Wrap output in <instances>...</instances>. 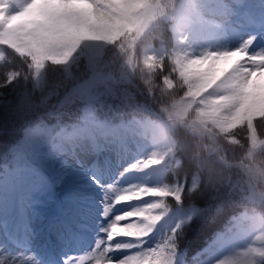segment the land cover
<instances>
[{"label": "trees", "instance_id": "obj_1", "mask_svg": "<svg viewBox=\"0 0 264 264\" xmlns=\"http://www.w3.org/2000/svg\"><path fill=\"white\" fill-rule=\"evenodd\" d=\"M192 3L209 4L207 0H175L166 20L140 42L135 52L137 81L159 96L176 92L190 99L192 114L230 146L246 148L252 136L262 141L253 161L264 167V90L247 94L229 73L219 75L215 83L191 73L185 59L186 33L214 29L193 12ZM144 5L122 12L113 30L88 27L93 32L88 37L81 11L67 13L63 21L51 8H37L27 0L0 4V16L30 24L39 19L46 28L42 38L31 33L16 37L0 29L1 217H14L15 191L25 197L51 196L55 174L51 159L68 154L67 146L74 150L76 138L90 124L106 129L109 136L133 132L128 115L117 110L101 108L91 113V120L72 114L69 107H53L38 115L31 94L42 95L48 84L58 83L65 73L82 77L87 61L103 57L141 19ZM215 84L224 86L219 96L212 91ZM149 116L153 138L143 143V156L157 171L147 184L150 196L145 200L148 212L159 217L160 223L149 236L134 240L146 245L145 264H264V212L259 210L264 209L226 195L221 189L224 172L217 162L211 157L195 159L185 141ZM241 225L250 228L237 230ZM252 234L255 238L249 245Z\"/></svg>", "mask_w": 264, "mask_h": 264}, {"label": "rangeland", "instance_id": "obj_2", "mask_svg": "<svg viewBox=\"0 0 264 264\" xmlns=\"http://www.w3.org/2000/svg\"><path fill=\"white\" fill-rule=\"evenodd\" d=\"M6 1L0 0V4ZM27 1L34 7L51 8L63 21L67 13L82 11L88 37L93 35L88 27L113 30L122 12L145 4L141 19L103 57L86 62L82 77L65 73L58 83L48 84L42 95L31 94L32 108L39 110L38 115L49 113L53 107H69L79 117L100 108L122 113L154 112L186 142L195 159L211 157L217 162V168L224 172L221 189L226 195L264 209V167L253 161L262 141L252 136L246 148L230 146L192 114L190 99L176 92L159 96L137 81L138 45L157 23L166 20L175 0ZM207 2L201 7L192 3L193 12L214 29L186 33L189 50L185 59L191 73L213 83L219 75L229 73L248 94L264 90V0ZM0 29L16 37L31 33L42 38L46 32L39 19L30 24L8 20L7 16H0ZM77 78L69 87L68 83ZM223 87L215 84L212 91L219 96ZM135 131L145 137L151 135L148 123H138ZM140 142L120 135L112 144L97 140L92 145L84 134L75 150L52 160L56 169L53 198L43 202L24 194L19 198V226L3 223L0 227V264H38L33 255L36 251L51 252L46 254L48 264H142L141 247L129 245L126 239L132 233L151 232L158 219L148 217L144 205L138 203L155 173L154 166L142 157ZM93 168L100 170V179L93 177ZM53 213L57 218L52 220ZM3 227L8 233H3ZM71 235L75 238L72 245L68 244Z\"/></svg>", "mask_w": 264, "mask_h": 264}]
</instances>
